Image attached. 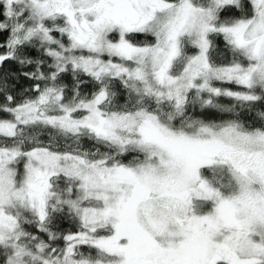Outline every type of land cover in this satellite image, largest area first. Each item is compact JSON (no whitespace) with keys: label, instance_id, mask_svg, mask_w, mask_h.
Wrapping results in <instances>:
<instances>
[{"label":"snow or ice","instance_id":"obj_1","mask_svg":"<svg viewBox=\"0 0 264 264\" xmlns=\"http://www.w3.org/2000/svg\"><path fill=\"white\" fill-rule=\"evenodd\" d=\"M0 264H264V0H0Z\"/></svg>","mask_w":264,"mask_h":264},{"label":"trees","instance_id":"obj_2","mask_svg":"<svg viewBox=\"0 0 264 264\" xmlns=\"http://www.w3.org/2000/svg\"><path fill=\"white\" fill-rule=\"evenodd\" d=\"M224 102H226V101H224Z\"/></svg>","mask_w":264,"mask_h":264}]
</instances>
